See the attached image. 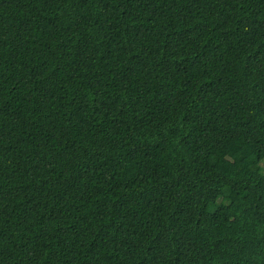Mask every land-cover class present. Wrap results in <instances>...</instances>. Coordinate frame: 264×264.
<instances>
[{"label": "trees", "instance_id": "obj_1", "mask_svg": "<svg viewBox=\"0 0 264 264\" xmlns=\"http://www.w3.org/2000/svg\"><path fill=\"white\" fill-rule=\"evenodd\" d=\"M0 264H264V0H0Z\"/></svg>", "mask_w": 264, "mask_h": 264}]
</instances>
